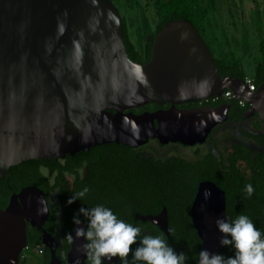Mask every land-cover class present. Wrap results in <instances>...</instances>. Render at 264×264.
<instances>
[{
  "label": "water",
  "instance_id": "95a60500",
  "mask_svg": "<svg viewBox=\"0 0 264 264\" xmlns=\"http://www.w3.org/2000/svg\"><path fill=\"white\" fill-rule=\"evenodd\" d=\"M123 46L119 14L110 0H0V177L24 160L62 159L104 142L134 147L148 139L181 145L203 141L226 119L228 103L174 106L218 97L225 89L245 104L242 118L254 112L264 124V83L249 90L242 79L219 76L188 21L160 25L145 63L127 58ZM149 103L167 105L128 111ZM201 118L200 125L194 124ZM205 189L212 193L208 200ZM43 193L24 185L0 208V264H16L26 247L25 224L39 232L49 250L48 264L57 263L54 240L41 228L48 208L37 214L38 198L46 206ZM189 215L200 240L193 264H199L201 250L217 254L222 247L215 221L227 219L223 190L199 181ZM135 217L166 234L164 207L155 216ZM78 227L84 228L82 221L73 222L68 234L75 238ZM84 243V238L69 243L65 264H84Z\"/></svg>",
  "mask_w": 264,
  "mask_h": 264
},
{
  "label": "trees",
  "instance_id": "16d2710c",
  "mask_svg": "<svg viewBox=\"0 0 264 264\" xmlns=\"http://www.w3.org/2000/svg\"><path fill=\"white\" fill-rule=\"evenodd\" d=\"M110 1L113 3V0ZM155 15L152 30L148 28L143 15L139 18L143 35L147 36V41L141 46L140 51L133 47L127 34L126 24L119 16L121 39L127 58L140 63L147 62L154 34L160 25L170 19L188 21L202 37L203 27L199 17L203 16V10L196 0H155ZM202 40L219 76L231 75L243 80L245 73L242 66L231 51L225 48L227 45L225 36H220L216 40L209 35L206 39L202 37ZM256 49L258 56L250 76L253 88H256L260 82L264 83V35L259 37ZM220 100L230 103L227 118L240 120V114L246 106L239 105L232 97H226V99L218 97L214 104H218ZM139 109L150 110L146 105H141ZM129 110L133 111L132 108ZM256 125L258 124L254 123V126ZM248 135L259 138L264 144V135ZM262 155V158H254L248 162L249 176H247L232 165L233 160L238 156L248 158V155H244L242 151L240 155L239 151L237 153L234 151L233 155H229L227 163L219 165L222 168L219 169L216 159L210 154L203 159L188 163L173 154L157 158L151 154H144L135 147L104 142L85 152L80 150L71 155H65L62 159L49 157L24 160L9 166L6 176L0 178V208L5 205L9 194L16 192L24 185L35 186L43 191L44 195L55 189L62 209L59 212L61 223L58 237L60 239L53 255L61 261V264H64L63 254L69 247L65 236L72 226L73 217L79 213L81 207L92 208L97 205L110 208L118 218L135 227H140L144 232L141 231V235L163 236L177 253L187 254L186 264H193L200 240L190 226L188 208L197 184L196 180L189 181L190 176L209 179L218 188L223 189L228 220H234L239 215H247L264 233V153ZM42 167L48 174H53L51 179L39 172V168ZM65 175L70 178V181L64 178ZM248 183H251L255 189L251 197H248L244 191ZM85 186L90 189L86 197L68 204L67 201ZM161 207L166 209L167 235L158 231L150 221H143L134 216L135 214L156 215ZM57 212L58 210L54 207L49 211L47 222L42 225L45 231L52 233L51 228L54 226ZM79 219L86 230L87 219L82 214H79ZM24 234L27 242L26 249L33 255L36 247L39 246L38 232L24 227ZM137 246L139 241L132 246L133 250ZM47 252L48 249L44 247L39 256L35 257L37 264H47ZM217 254L227 258L234 255V249L231 246H222ZM116 259L121 264L119 258ZM128 261L129 264H133L131 254Z\"/></svg>",
  "mask_w": 264,
  "mask_h": 264
},
{
  "label": "clouds",
  "instance_id": "9594fccd",
  "mask_svg": "<svg viewBox=\"0 0 264 264\" xmlns=\"http://www.w3.org/2000/svg\"><path fill=\"white\" fill-rule=\"evenodd\" d=\"M70 139V137H69ZM90 189L85 186L76 192L67 203L75 200H83ZM248 197L254 194L255 189L251 183L244 189ZM204 199L208 200L212 193L210 189L204 190ZM42 206L37 209L38 215L47 213L42 198H38ZM79 214L87 219V227H78L75 238L67 234L65 238L71 244L74 239L84 238L85 255L90 264H104L105 260L112 261L119 258L121 264H129L128 257L131 254L133 264H186L187 254L177 253L161 235H141V228L118 218L114 212L103 205L92 208L81 207L79 213L73 217V222L81 224ZM219 232L222 234L219 240L221 246H231L234 255L227 258L222 254L211 253L207 249L199 252V264H264V233L255 225L247 215H239L234 220L218 218L215 221ZM133 250V245L137 244Z\"/></svg>",
  "mask_w": 264,
  "mask_h": 264
},
{
  "label": "rangeland",
  "instance_id": "374dc122",
  "mask_svg": "<svg viewBox=\"0 0 264 264\" xmlns=\"http://www.w3.org/2000/svg\"><path fill=\"white\" fill-rule=\"evenodd\" d=\"M199 7L203 10L200 16L204 39L212 35L216 40L219 37H226L227 45L225 48L235 56L247 77L253 70L257 58L256 45L260 35L264 34V0H196ZM117 12L126 24L127 34L133 47L140 51L141 46L147 41V36L143 35L140 28L139 18L141 15L146 20L150 30L153 28L155 20V0H113ZM206 23V25L204 24ZM223 35V36H222ZM245 77V76H244ZM251 119L248 121L234 124L232 122L218 123L211 130L210 136L215 139L217 144L224 142L230 135L235 134L239 129H248ZM144 154H152L160 158L169 154L181 155L185 158H192L191 149H181L173 145L172 142L157 146L153 140H148L145 144L136 148ZM81 168L79 169V172ZM42 172V171H41ZM67 181L70 178L64 176ZM50 206L56 208L58 213L61 208L54 192L49 195ZM40 251L35 250L33 255L26 247L19 252L16 264H37L35 257L39 256Z\"/></svg>",
  "mask_w": 264,
  "mask_h": 264
},
{
  "label": "flooded vegetation",
  "instance_id": "af4514ba",
  "mask_svg": "<svg viewBox=\"0 0 264 264\" xmlns=\"http://www.w3.org/2000/svg\"><path fill=\"white\" fill-rule=\"evenodd\" d=\"M203 37V36H202ZM209 53V52H208ZM219 98L221 99H226V97H223L220 95H218ZM218 97L215 98V100H210L209 99H205V100H195V101H189L188 103H180V104H176L174 107L177 108V109H187L189 108L190 106H216L218 105L220 102H227L225 100H220L218 102V104H214ZM228 105H227V108H226V111H225V115H226V119L220 123H226V122H232L234 124H238L240 122H244V121H248V119H251V123L248 127V129H239L235 132V134L233 135H230L226 138V140L222 143H220L219 145L217 144V142L215 141L214 138H212L210 136L211 134V130L213 129L214 126L218 125H214L210 131L205 135L203 141H200V142H194L192 144H189V145H181L177 142H174L172 143L173 145H176V146H179V148L181 149H191L192 153H193V157L188 159V158H185L181 155H173V156H177L178 158L184 160L185 162H193V161H196V160H199V159H203L206 155L210 154L212 157H214L216 159V162H217V166L219 169H222L221 167H219V165H224L225 163H227V160L229 159V155H233L234 154V151L237 153L239 151V155H240V152L242 151L244 155H248V158L247 159H244V158H235V160H233L234 162L232 163V165L238 170L240 171L242 174H246L247 176H249V171L247 169V164L250 160H254L261 157L262 158V154L264 153V144L261 143V141L259 140V138H256V137H252V136H249L248 134H253V135H257L259 136V134L261 135H264V124H262V122L257 118V116L255 115L254 112H252L248 117H245V118H242L240 117V120H229L227 117H228V111H229V102H227ZM143 105V104H142ZM148 108H150V110H143V109H139V106L137 107H131L133 109V113H138L140 111H153V110H156V109H159V108H164L166 107L167 103H163V104H159V105H156V104H153V103H149L148 105L145 104ZM154 107H153V106ZM241 105H245V104H241ZM144 106V105H143ZM152 108V109H151ZM244 112V111H243ZM242 112V113H243ZM241 113V114H242ZM240 114V115H241ZM242 116V115H241ZM254 123H257L258 125L254 126ZM248 135V136H247ZM148 140H153L157 146H162L163 144L165 143H168L169 141H166V142H163V143H157L154 139H148ZM147 140V141H148ZM146 141V142H147ZM145 142V143H146ZM145 143H142V144H145ZM171 143V142H170ZM140 144V145H142ZM139 146V145H137ZM137 146H134L135 149L137 148ZM131 147V146H130ZM137 150V149H136ZM140 151V150H139ZM258 153H260V156H258ZM152 155V154H151ZM171 155V154H169ZM167 156V155H166ZM42 171V172H41ZM7 172V171H6ZM39 172L41 174H44V176H46L48 179H51L52 178V175L53 174H48L47 171L42 167V168H39ZM6 176V175H5ZM67 176V175H65ZM4 177V176H3ZM68 177V176H67ZM1 178V177H0ZM69 178V177H68ZM197 181V183L201 180L203 181H210L209 179H203V178H198L197 176L195 175H192L190 176V180L189 181ZM212 182V181H210ZM213 183V182H212ZM214 184V183H213ZM215 185V184H214ZM197 186V184H196ZM196 186H195V189H196ZM216 186V185H215ZM217 187V186H216ZM221 189V188H219ZM223 190V189H222ZM54 192L56 194V198L58 199V202H59V206L61 208V205H60V201H59V197H58V192L55 191V189H52L49 193H47L46 195L43 194V197H44V200H45V203H46V206L48 208V215H49V211L52 209V206H50V203H49V195L50 193ZM195 193V191H194ZM224 193V191H223ZM12 194V193H11ZM193 195V193H192ZM192 198V196H191ZM7 201V200H6ZM191 201V200H190ZM224 201V199H223ZM6 204V203H5ZM5 206V205H4ZM3 206V207H4ZM2 207V208H3ZM162 208V207H161ZM189 208H190V202H189ZM189 208H188V213H189ZM62 209V208H61ZM165 209V207H164ZM61 211V210H60ZM160 212V211H159ZM56 214V218H55V223H54V226L51 228L52 230V233H49L48 231H46L47 233L50 234V236L53 238L54 240V246H53V249L55 250L56 247H57V242L59 241V237H58V231H59V228H60V223H61V219L59 217V214L60 213H55ZM165 214H166V209H165ZM48 215L46 217V219L44 220L43 223H46L47 222V218H48ZM141 215V214H139ZM157 215V214H156ZM135 216V215H134ZM144 216H147V215H144ZM151 216H155V215H151ZM139 218V217H137ZM141 219V218H139ZM189 219H190V215H189ZM143 220V219H141ZM228 220V219H227ZM145 221V220H143ZM149 221V220H148ZM151 222V221H150ZM42 223V225H43ZM166 223H167V217H166V222H165V228H166ZM190 223H191V220H190ZM151 224H153L151 222ZM42 225H41V228H42ZM154 225V224H153ZM156 227V229L158 231H160L161 233H163L164 235H167V232L166 234L159 230L157 228L156 225H154ZM190 226L192 227V225L190 224ZM24 227H28V228H32L30 226H28L27 224L24 225ZM85 228V227H84ZM193 228V227H192ZM33 229V228H32ZM43 229V228H42ZM34 231H37L35 229H33ZM166 231H167V228H166ZM38 232V231H37ZM143 232V231H142ZM144 233V232H143ZM38 238H39V232H38ZM27 243V242H26ZM42 245V242H41V238H39V246L37 247H40ZM46 247L45 245L41 246L40 248V252L41 250H43V248ZM47 248V247H46ZM48 249V248H47ZM49 252V250H48ZM47 252V253H48ZM64 255V254H63ZM18 256H19V253H18ZM55 258V257H54ZM18 257H17V261H18ZM57 259V258H55ZM57 263L56 264H61V261L59 259H57ZM48 261V259H47ZM64 262V261H63ZM48 264V262H47ZM65 264V263H64ZM84 264H90V262L88 261L86 255H85V258H84ZM104 264H119L117 259H116V262L113 263L112 261H106L104 262Z\"/></svg>",
  "mask_w": 264,
  "mask_h": 264
},
{
  "label": "built area",
  "instance_id": "2783aa9c",
  "mask_svg": "<svg viewBox=\"0 0 264 264\" xmlns=\"http://www.w3.org/2000/svg\"><path fill=\"white\" fill-rule=\"evenodd\" d=\"M243 83L248 87L249 90L254 89V88H253V85H252V82H251V80H250L249 77H244V78H243ZM221 96H223V97H232V94H231V92H230L228 89H225V90L221 93ZM215 98H216V97H212V98H210V99L213 100V99H215ZM237 103H238L239 105L243 104V102L240 101V100H237Z\"/></svg>",
  "mask_w": 264,
  "mask_h": 264
},
{
  "label": "bare ground",
  "instance_id": "6f19581e",
  "mask_svg": "<svg viewBox=\"0 0 264 264\" xmlns=\"http://www.w3.org/2000/svg\"><path fill=\"white\" fill-rule=\"evenodd\" d=\"M213 111H211L210 113H208V115H210L211 113H212ZM215 113H216V111H215ZM201 120H204L203 118H201L199 121H197L196 123H194V124H196V125H200L202 122H200ZM200 122V123H199ZM199 123V124H198Z\"/></svg>",
  "mask_w": 264,
  "mask_h": 264
},
{
  "label": "crops",
  "instance_id": "0c3cea01",
  "mask_svg": "<svg viewBox=\"0 0 264 264\" xmlns=\"http://www.w3.org/2000/svg\"><path fill=\"white\" fill-rule=\"evenodd\" d=\"M264 34L260 35L261 37L263 36ZM257 45H258V42H257ZM256 45V46H257ZM233 55V54H232ZM253 73V70L250 72V74ZM245 77H247L246 75H244Z\"/></svg>",
  "mask_w": 264,
  "mask_h": 264
}]
</instances>
